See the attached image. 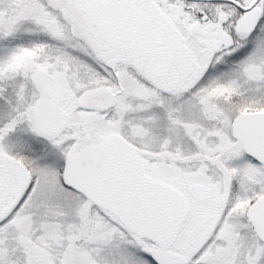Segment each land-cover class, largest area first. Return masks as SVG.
Here are the masks:
<instances>
[{"label":"snow or ice","instance_id":"obj_1","mask_svg":"<svg viewBox=\"0 0 264 264\" xmlns=\"http://www.w3.org/2000/svg\"><path fill=\"white\" fill-rule=\"evenodd\" d=\"M0 264H264V0H0Z\"/></svg>","mask_w":264,"mask_h":264}]
</instances>
